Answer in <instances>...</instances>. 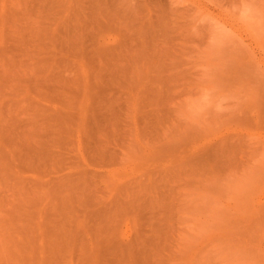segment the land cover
Here are the masks:
<instances>
[{
	"label": "rangeland",
	"instance_id": "1",
	"mask_svg": "<svg viewBox=\"0 0 264 264\" xmlns=\"http://www.w3.org/2000/svg\"><path fill=\"white\" fill-rule=\"evenodd\" d=\"M94 261L264 264V0H0V264Z\"/></svg>",
	"mask_w": 264,
	"mask_h": 264
},
{
	"label": "bare ground",
	"instance_id": "2",
	"mask_svg": "<svg viewBox=\"0 0 264 264\" xmlns=\"http://www.w3.org/2000/svg\"><path fill=\"white\" fill-rule=\"evenodd\" d=\"M117 201V200H116ZM130 204V203H129ZM120 205H122L121 203H117L115 206L118 208V206H120ZM131 206V205H130ZM123 208V207H122ZM122 208H119V209H122ZM127 208V207H126ZM137 210V209H136ZM140 212V211H139ZM153 231V230H152ZM105 245L106 243H104L103 241H101L98 245L100 246V247H102L101 245ZM106 247H107V249L108 248H110V247H108V245L106 244L105 245ZM81 251V250H80ZM99 251H100V249H99ZM94 252V251H93ZM93 252H88V251H85V250H83V248H82V252H81V256H82V261L84 260V259H86L87 258V256L88 257H90V254H92L93 256H96ZM107 252V251H106ZM115 253V252H114ZM112 254V253H111ZM124 254H127L128 255V257L131 259L134 255H135V252L133 251V250H127L125 253H123L122 255H124ZM138 256V255H137ZM141 256V255H140ZM114 257V256H113ZM142 257V256H141ZM104 258V257H103ZM13 260V259H12ZM89 261V260H88ZM87 261V262H88ZM107 261H109V260H107ZM96 264H99L98 262H96V261H94ZM101 262V261H100ZM113 262V261H112ZM133 262V261H132ZM106 263V262H105ZM118 263H119V261H118Z\"/></svg>",
	"mask_w": 264,
	"mask_h": 264
}]
</instances>
